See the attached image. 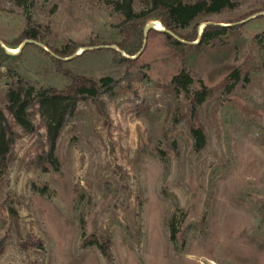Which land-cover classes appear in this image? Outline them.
Listing matches in <instances>:
<instances>
[{"label": "rangeland", "instance_id": "rangeland-1", "mask_svg": "<svg viewBox=\"0 0 264 264\" xmlns=\"http://www.w3.org/2000/svg\"><path fill=\"white\" fill-rule=\"evenodd\" d=\"M116 1L0 0L4 47L27 23L45 33L0 62V120L15 132L0 166V264H264V0L203 18L232 27L200 49L177 54L153 29L126 61L111 49ZM70 42L82 48L58 57L62 71L112 82L67 115L54 164L38 107L25 133L8 93L65 89L54 59ZM183 66L190 97L170 87ZM192 127L205 135L200 150Z\"/></svg>", "mask_w": 264, "mask_h": 264}, {"label": "trees", "instance_id": "trees-1", "mask_svg": "<svg viewBox=\"0 0 264 264\" xmlns=\"http://www.w3.org/2000/svg\"><path fill=\"white\" fill-rule=\"evenodd\" d=\"M135 0H118L112 4L113 10L123 17L119 28L121 39L117 44L116 56L120 61H126L127 56L137 55L145 46L144 29L150 22L157 21L165 29L166 45L175 53L183 55L186 50L193 46L200 49L208 41L224 35L232 26H222L218 23H208L202 19L211 15L220 14L226 10H234L239 7L237 0H146V9L140 13L134 10ZM248 16H245L247 18ZM205 23L199 34L198 26ZM229 24L235 22H228ZM191 29L190 32H185ZM153 30V29H152ZM44 31L39 25L27 23L20 38L15 42L0 44V62L11 59L6 48L17 49L25 41H42ZM196 42V44H194ZM198 42V43H197ZM80 44H66L62 50L55 51L57 58L54 59L57 69L71 80V83L63 90L55 88L36 89L28 87L25 91L10 90L8 93V112L23 132H33L35 127L31 119V109L38 107L39 114L46 120L47 139L49 144V156L54 160L57 141L65 125L66 117L72 114L76 105L86 98H96L103 90H110L112 80L101 79L95 83L85 78L73 76L69 72L62 71L58 57H68L81 49ZM238 71L232 72L226 78V83L238 79ZM193 78L187 67H182L171 82L170 87L176 93H182L186 97L192 94ZM203 94H197L196 103L202 101ZM196 104L193 103L195 110ZM195 139V146L200 150L206 144V138L200 128H191ZM15 144V132L7 119L1 116L0 120V166L6 167L8 156ZM175 236L172 228L171 239ZM104 251V249H103ZM103 254H107L105 251Z\"/></svg>", "mask_w": 264, "mask_h": 264}, {"label": "water", "instance_id": "water-1", "mask_svg": "<svg viewBox=\"0 0 264 264\" xmlns=\"http://www.w3.org/2000/svg\"><path fill=\"white\" fill-rule=\"evenodd\" d=\"M152 29H154V30H158V29L155 28V22H151V23H149V24L145 27V29H144V38H145V40H146V38H147V34H148V32H149L150 30H152ZM202 29H203V28H202ZM159 31H163V32H165V29H163V30H159ZM197 43H198V42H197ZM0 44L2 45L1 41H0ZM195 44H196V43H195ZM39 45H40V44H39ZM2 46L4 47V45H2ZM111 49H113V50H118L117 46H112ZM7 51H9V50H7ZM129 58H131V57H129ZM134 58H136V56H135V57H132V59H134Z\"/></svg>", "mask_w": 264, "mask_h": 264}, {"label": "bare ground", "instance_id": "bare-ground-1", "mask_svg": "<svg viewBox=\"0 0 264 264\" xmlns=\"http://www.w3.org/2000/svg\"><path fill=\"white\" fill-rule=\"evenodd\" d=\"M155 28L156 29H158V30H161L162 29V26H161V24L159 23V22H155ZM16 52L15 54H17L18 53V50H16V49H12V50H10V52Z\"/></svg>", "mask_w": 264, "mask_h": 264}]
</instances>
